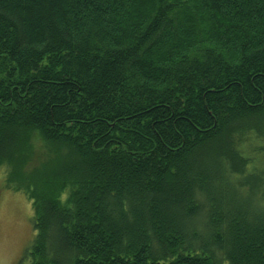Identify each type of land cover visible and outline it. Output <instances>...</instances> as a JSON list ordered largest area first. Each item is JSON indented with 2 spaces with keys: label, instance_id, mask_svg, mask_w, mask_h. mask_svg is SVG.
I'll list each match as a JSON object with an SVG mask.
<instances>
[{
  "label": "trees",
  "instance_id": "obj_1",
  "mask_svg": "<svg viewBox=\"0 0 264 264\" xmlns=\"http://www.w3.org/2000/svg\"><path fill=\"white\" fill-rule=\"evenodd\" d=\"M0 163L29 264H264V0H0Z\"/></svg>",
  "mask_w": 264,
  "mask_h": 264
},
{
  "label": "rangeland",
  "instance_id": "obj_2",
  "mask_svg": "<svg viewBox=\"0 0 264 264\" xmlns=\"http://www.w3.org/2000/svg\"><path fill=\"white\" fill-rule=\"evenodd\" d=\"M8 167L0 163V264H29L37 230L33 202L6 186Z\"/></svg>",
  "mask_w": 264,
  "mask_h": 264
}]
</instances>
